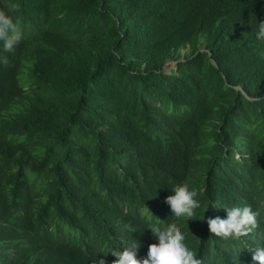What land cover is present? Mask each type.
Instances as JSON below:
<instances>
[{"label": "trees", "instance_id": "16d2710c", "mask_svg": "<svg viewBox=\"0 0 264 264\" xmlns=\"http://www.w3.org/2000/svg\"><path fill=\"white\" fill-rule=\"evenodd\" d=\"M0 264H112L175 224L202 264L264 247V0H0ZM185 53V54H183ZM170 61L177 69L167 72ZM187 185L201 206L175 220ZM220 206L252 231L210 233ZM209 207V208H208Z\"/></svg>", "mask_w": 264, "mask_h": 264}, {"label": "clouds", "instance_id": "9594fccd", "mask_svg": "<svg viewBox=\"0 0 264 264\" xmlns=\"http://www.w3.org/2000/svg\"><path fill=\"white\" fill-rule=\"evenodd\" d=\"M257 39H264V22L258 24ZM22 39V33L13 22V19L0 13V41L3 42V50L12 52ZM172 190V195L165 199L169 206L171 216L175 220L182 218L191 220L195 209L201 206L196 199L197 192L190 190L187 185H177ZM223 208L226 217L208 218L207 225L210 233L216 237L225 239H238L247 236L256 223L257 213L249 206H220L215 202L209 207ZM208 207V208H209ZM157 242L148 246L147 256L143 259L136 258L137 243L124 246L123 250L113 249L110 253L116 257L112 264H202L196 253L185 243L186 236L175 224L167 226H149ZM252 260L258 264H264V247H258L251 251ZM95 264H106L103 258H97Z\"/></svg>", "mask_w": 264, "mask_h": 264}, {"label": "rangeland", "instance_id": "374dc122", "mask_svg": "<svg viewBox=\"0 0 264 264\" xmlns=\"http://www.w3.org/2000/svg\"><path fill=\"white\" fill-rule=\"evenodd\" d=\"M185 54V53H183ZM177 65L175 61H170V64L168 65L167 69H165L167 72H171L172 70H176Z\"/></svg>", "mask_w": 264, "mask_h": 264}, {"label": "bare ground", "instance_id": "6f19581e", "mask_svg": "<svg viewBox=\"0 0 264 264\" xmlns=\"http://www.w3.org/2000/svg\"><path fill=\"white\" fill-rule=\"evenodd\" d=\"M176 63L178 64V62H176ZM169 64H170V62L166 65V67H167ZM177 64H176V65H177ZM166 67H165V69H166ZM176 69H177V68H176Z\"/></svg>", "mask_w": 264, "mask_h": 264}, {"label": "water", "instance_id": "95a60500", "mask_svg": "<svg viewBox=\"0 0 264 264\" xmlns=\"http://www.w3.org/2000/svg\"><path fill=\"white\" fill-rule=\"evenodd\" d=\"M177 64V63H176ZM168 67V66H167ZM167 67H166V69H167Z\"/></svg>", "mask_w": 264, "mask_h": 264}]
</instances>
